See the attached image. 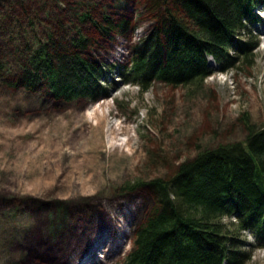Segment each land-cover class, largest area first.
I'll return each instance as SVG.
<instances>
[{
    "label": "rangeland",
    "instance_id": "rangeland-1",
    "mask_svg": "<svg viewBox=\"0 0 264 264\" xmlns=\"http://www.w3.org/2000/svg\"><path fill=\"white\" fill-rule=\"evenodd\" d=\"M122 1L125 0L113 5L111 1L100 0H13L12 4L0 0V14L13 13L18 17L19 13L27 11L28 20L29 16L41 17L49 11L65 26L68 16L79 17L87 11L98 21L106 13L128 20L130 28L124 36L105 37L91 22L83 25L93 43L86 57L104 64L126 66L130 65L135 46L153 29L154 7L150 0H127L124 7ZM117 4L121 11L116 9ZM257 13L260 22L241 37L257 43L249 59L242 56L226 71L210 59L212 75L192 85L174 87L154 83L148 90H142L123 84L117 75L109 74L101 83L105 96L96 101L85 98L64 101L53 98L45 88L30 93L21 86L6 84L0 77V264H52V258L55 256L56 260L59 252L46 258L35 254V250L40 246L45 250L48 243H56L69 230L78 238L83 237V233L96 227V221L104 212L100 205L116 207L118 203L127 202L125 212L129 213L132 208L136 213L124 229L127 236L123 239V248L117 247L116 255L107 263L122 264L132 250L136 228L155 207L153 194L146 184L154 179H168L179 164L205 149L244 142L248 135L247 124L256 129L264 128V10ZM47 24L38 23L37 31L42 32ZM230 55L236 56L234 51ZM8 78L10 82L16 80ZM95 107L105 110L110 124L122 123L129 128V136L123 134L119 138L127 142L132 137L136 142L139 156L136 167L129 168L131 162L127 156L109 157L100 148L88 153L96 161H102L95 165L97 173L89 185L79 184L82 178L79 174L63 175L48 188L40 185L28 191L29 187L23 183L38 178L37 173L28 172L22 177L13 168L26 144L39 138L43 127L61 118H65L71 128L79 113ZM83 124L79 122L80 127ZM32 126L35 129L30 131ZM17 130L20 132L14 134ZM68 163L67 157L64 166ZM20 177L21 183L16 180ZM85 178H90V174ZM224 222H235V219L225 218ZM37 228L43 234L39 246L28 240L29 233ZM237 236L241 242H255L250 233ZM106 248L96 251L97 257L102 258ZM88 251L82 245L74 255L83 256ZM245 251L251 255L245 264H264V248L247 246ZM78 262L86 263L82 257Z\"/></svg>",
    "mask_w": 264,
    "mask_h": 264
},
{
    "label": "trees",
    "instance_id": "trees-1",
    "mask_svg": "<svg viewBox=\"0 0 264 264\" xmlns=\"http://www.w3.org/2000/svg\"><path fill=\"white\" fill-rule=\"evenodd\" d=\"M150 1L153 29L126 66L86 57L93 43L83 25L91 22L105 37L124 36L128 20L106 13L98 21L87 11L68 16L65 26L49 11L28 20L27 11L0 14L1 79L30 93L45 88L57 100L96 101L106 95L101 83L109 74L142 90L154 83L192 85L212 75L210 59L226 71L257 49L241 37L260 22L264 0ZM116 9L121 11L119 4ZM42 22L48 24L40 33ZM247 130L244 142L205 149L168 179L145 185L155 207L136 228L122 264H245L251 259L247 246L264 248V128L247 124ZM243 232L255 242H241L237 235Z\"/></svg>",
    "mask_w": 264,
    "mask_h": 264
},
{
    "label": "bare ground",
    "instance_id": "bare-ground-1",
    "mask_svg": "<svg viewBox=\"0 0 264 264\" xmlns=\"http://www.w3.org/2000/svg\"><path fill=\"white\" fill-rule=\"evenodd\" d=\"M79 122L84 123L82 127ZM69 125L65 118H61L55 124L43 127L39 138L29 141L24 153L15 161L13 168L17 169L22 177L28 172L37 173L38 178L23 183L29 187L28 191H34L40 185L48 188L53 185L55 179L63 175L79 174L82 176L78 180L79 184L87 185L97 173L95 165H100L102 162L88 156V153L100 148L106 151L109 157L127 156L131 162L129 168L136 167L139 158L136 142L132 137H129L127 142H122L119 138L123 134L129 136V128L122 123L110 124L105 110L100 111L95 107L83 111L82 114H78L77 121L71 128ZM34 129L35 127L32 126L29 130ZM18 132L20 131L17 130L14 134ZM67 157L69 163L64 166V159ZM86 174H90V178H85ZM16 180L22 182H20L21 177ZM85 190L86 188L83 191ZM100 207L104 212H101L96 227L93 226L91 232H85L82 234L83 237L78 238L73 230H69L56 243H48L45 250L42 246L37 248L35 254L49 258L53 252H59L56 260L55 256L52 258V264H79L78 260L80 261L81 257L85 259V264H107L116 255L115 249L123 248V239L127 236L124 229L129 225V220L132 222L136 211L130 208L129 213H126L124 208H128L127 202L118 203L116 207L110 205H100ZM42 236V232L37 228L29 233L28 240L36 242L38 244L36 246H39ZM121 239L122 241L119 242L118 240ZM82 245L89 251L84 254L85 256L81 253L75 256V252ZM105 247L107 248L100 256L102 258L97 257L96 251H101Z\"/></svg>",
    "mask_w": 264,
    "mask_h": 264
}]
</instances>
